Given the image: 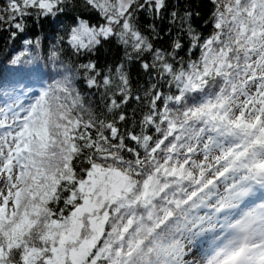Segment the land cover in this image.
I'll use <instances>...</instances> for the list:
<instances>
[{
	"label": "snow or ice",
	"instance_id": "6c2138e0",
	"mask_svg": "<svg viewBox=\"0 0 264 264\" xmlns=\"http://www.w3.org/2000/svg\"><path fill=\"white\" fill-rule=\"evenodd\" d=\"M208 3L6 0L0 264H264V0Z\"/></svg>",
	"mask_w": 264,
	"mask_h": 264
},
{
	"label": "trees",
	"instance_id": "16d2710c",
	"mask_svg": "<svg viewBox=\"0 0 264 264\" xmlns=\"http://www.w3.org/2000/svg\"><path fill=\"white\" fill-rule=\"evenodd\" d=\"M188 2L190 3L193 10L199 11L201 13L200 18L197 20V25H202L203 21L207 19L210 10L208 0H188ZM169 3H175V0H169ZM6 28V25L0 24V61H3L6 55L17 54V52H19L22 48L21 42V48H17L15 52L12 51L13 47L15 46V41L8 40V32ZM28 28H32L31 21L28 22ZM201 30L205 32V35L207 34V30L203 28H201ZM208 30H210V27ZM36 31L38 34L40 33L39 26H37ZM28 38L34 39V37L31 35H29ZM132 81L134 86L137 84V82H139L141 85L144 83L143 77H137L135 69L132 71Z\"/></svg>",
	"mask_w": 264,
	"mask_h": 264
},
{
	"label": "rangeland",
	"instance_id": "374dc122",
	"mask_svg": "<svg viewBox=\"0 0 264 264\" xmlns=\"http://www.w3.org/2000/svg\"><path fill=\"white\" fill-rule=\"evenodd\" d=\"M6 0H0V9L5 6Z\"/></svg>",
	"mask_w": 264,
	"mask_h": 264
}]
</instances>
